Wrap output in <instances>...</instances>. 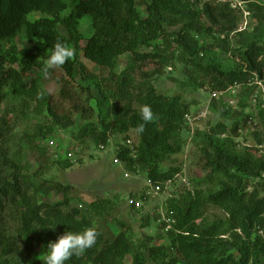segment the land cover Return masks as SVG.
<instances>
[{
    "label": "trees",
    "instance_id": "obj_1",
    "mask_svg": "<svg viewBox=\"0 0 264 264\" xmlns=\"http://www.w3.org/2000/svg\"><path fill=\"white\" fill-rule=\"evenodd\" d=\"M221 1L140 0L141 11L136 0H0V105L9 99L35 104L34 114L40 123L27 151L44 160L38 170L47 171L54 165L71 168L67 160L49 162L46 149L35 141L50 140L56 131L73 128L79 117L84 125L76 140L88 137L96 146L107 145L109 135L117 141L134 132L138 138L136 158L132 159L126 148L116 152L125 169L133 175L144 174L153 183L164 185L170 180L175 186L173 180L181 167L162 170L161 165L183 149L181 133L189 130L185 122L189 106L179 95L168 97L156 90L152 80L160 71L149 74L141 68L178 63L183 69V87L207 86L209 91L244 87L252 73L264 81V0H238L248 12L243 31H237L241 13L229 0ZM85 18L92 30L90 37L80 31ZM58 42L71 49L73 57L56 67L62 75L54 78V69L46 72L45 67ZM19 43L23 45L19 47ZM126 54L131 64L118 74L119 59ZM223 56L230 62L224 63ZM80 57L108 71L107 77L94 85L97 89L105 86L98 92L95 107L90 89L79 83L92 80ZM44 76L59 85L56 97L44 89ZM244 89L248 93L253 90ZM106 94L116 102L109 109L104 107ZM238 104L239 110L234 112L223 105L219 109L234 123L230 138L220 137L228 131L225 123L194 134L200 168L206 172L205 178L195 183L214 184V188L205 194L172 192L166 199L167 215L174 221L171 229L165 232L166 223L156 222L157 213L154 219L167 245L152 246L149 243L161 242V237L148 236L131 248L123 223L118 224L120 232L113 239H106L93 227L91 216L98 218L113 210V202L101 200L84 210L81 205L74 208L70 186L36 185L27 173H19L9 180L0 179V254L5 262L7 256L21 255L25 264H43L49 242L65 231L94 228L96 244L81 256H73L68 264H126L130 252L131 264H146V257L157 264H264V156L254 147L235 150L238 131H248L246 101ZM145 105L153 113L146 123L140 116ZM236 115L240 119L234 121ZM257 116L264 122V109L259 108ZM140 124H145L143 133L137 132ZM251 134L254 143H264L260 131ZM50 193L62 195L63 200L54 205L38 201L39 196ZM139 200L143 205L148 202L144 193ZM13 207L20 208L15 212L19 227L14 236L5 218ZM207 208L219 214L208 217ZM143 222L142 227H147L149 218Z\"/></svg>",
    "mask_w": 264,
    "mask_h": 264
},
{
    "label": "rangeland",
    "instance_id": "obj_2",
    "mask_svg": "<svg viewBox=\"0 0 264 264\" xmlns=\"http://www.w3.org/2000/svg\"><path fill=\"white\" fill-rule=\"evenodd\" d=\"M136 2L140 10L143 11L140 0H136ZM242 8L245 9L243 4ZM87 19L85 18L80 22V31L85 37H90L92 30ZM240 20L242 21V17ZM18 45L21 47L23 44L19 43ZM222 59L224 63L230 62L227 60V56H223ZM80 62L85 67L86 72L92 76V80L89 82L79 81V83L90 89L91 94L95 98V100L91 101V105L95 107V101L99 96L98 92L103 91L105 86L101 85L102 88L99 87L97 89L94 85L99 80L105 79L108 71L98 68L82 57H80ZM130 64V55L126 54L122 56L115 70L116 73H121ZM53 69L54 78L62 75L61 70L58 68ZM141 71L149 74H152L154 71H160V75L153 76L152 80L156 90L160 94L168 97L179 95L189 106L191 122L185 121L190 127H188L189 130L187 132L183 131L181 133V137L184 140L183 149L178 155L171 156L161 165L162 170H166L169 167H181V172L178 176L184 179L185 182H182L179 177H176L173 180V182L175 181V186H171L170 184V187L165 193H161L149 200L146 204L142 205L140 211H137L131 201H140L139 196L144 193V185L147 180L146 176L141 173L136 175L130 173L128 178H124L122 168L114 164L115 155L113 150L110 151L112 147H109L107 152H103L88 137L79 139V141L76 140L75 135L84 125V121L80 120L79 117L76 118L73 128L67 131H56L50 140L35 141V143L46 149L49 162L67 160L72 165L71 168L62 169L54 165L47 171H40L38 170V165L42 164L44 160L27 151V143L33 137L40 123L39 118L34 114L35 104L24 100L12 99L0 105V179L9 180L19 173H27L32 177L31 180L36 185L48 187L55 183H60L64 186H70L71 191L69 197L71 198V207L79 209L81 205L82 210L87 209L89 204L96 201H111L114 203L113 210L106 212L98 218H95L93 215L91 216L93 227L98 229L104 238L113 239L120 232L118 224L123 223L125 225L124 230L128 231L131 248L135 247L137 241H143L148 236L154 237L155 239L157 236L161 237V242L156 239L149 243L152 246L158 244L167 245V241L156 227L154 215L165 204L169 195L172 192L179 194L184 190L193 194L194 191L205 194L214 188V184L197 186L195 183V181L205 178L206 172L200 168L199 151L193 142L194 134L196 131L208 132L217 123H225L228 125L226 135L230 138V131L234 123L231 122L230 118V120L226 119L220 114L219 109L223 105L221 102H209V88L207 86L202 89H193L183 87L180 84L184 80L183 69L180 64L174 62L172 66L162 68L154 65H146L141 68ZM35 74L36 71H33L32 75L34 76ZM139 80L137 79V81ZM42 84L51 96L56 97L59 91V85L53 78L44 76L42 78ZM262 85L264 88V81ZM235 93H237V97L235 98L237 107H239L238 103L245 100L247 104L246 112L253 113L258 118L257 112L259 108L248 104L250 92L245 91L243 87ZM106 97L107 100L105 101L104 107L109 109L116 102L109 99L107 94ZM261 103H263L262 98L259 101V105ZM232 118L234 121L240 119L237 115ZM93 122L95 123L96 119ZM248 131H243L244 135L242 139H239V142L247 139L252 145L254 144L253 134ZM257 131H260V135L264 138V122L261 121L258 123ZM130 138L133 141H137L138 139L134 132H130ZM51 141L54 143L53 145L50 144ZM238 143H234L235 150L241 151L242 145ZM54 145L56 146L54 147ZM12 174L13 176H11ZM62 200V195L55 193H50L49 196H39L38 198L40 203L49 205H54ZM17 211L20 212V208L13 207L11 214L5 217L8 231L12 236L16 235V228L19 227L18 220L15 217V212ZM218 214L217 211L207 208L208 217ZM146 217L149 218V224L147 227H142L144 224L143 220ZM40 252L41 250L38 248L37 253L39 254ZM132 255L133 252H130L126 257L124 261L126 264L132 263ZM6 259L5 262L3 256L0 254V264L26 263V261H23L21 255L7 256ZM146 264L157 263L146 257Z\"/></svg>",
    "mask_w": 264,
    "mask_h": 264
},
{
    "label": "built area",
    "instance_id": "obj_3",
    "mask_svg": "<svg viewBox=\"0 0 264 264\" xmlns=\"http://www.w3.org/2000/svg\"><path fill=\"white\" fill-rule=\"evenodd\" d=\"M223 1V0H222ZM221 1V2H222ZM229 3L231 5V7L233 9L238 10L241 14H242V21L240 23V25L238 26L237 31H243L247 28V24H248V12L242 8V2L238 1V0H229ZM252 78H249L247 80V82L244 84L246 88H253L252 92L250 93V97H249V105L253 106V107H258L260 109H264V88H263V81L259 80L257 78V76L255 74H251ZM243 87V85H235V86H231L228 87L227 89L223 90V91H209V102L215 101V102H221V104H223L226 108H230L232 110H239L237 107V104L235 102V98L237 97V92L238 89L241 90V88ZM262 98V102L259 105V101ZM259 105V106H257ZM246 126L248 128V132L252 133L255 130H258V123H259V119L256 118V116L253 113L250 112H246ZM185 121L186 122H191V119L189 117V115H187L185 117ZM188 127H190V125H188ZM227 133V132H226ZM226 133L222 134L220 137L221 138H226L227 135ZM238 134L240 135V137H237L235 139V142L238 143L239 139H242L244 132L240 129L238 131ZM136 143L137 141H133L130 138L123 140V137H120L117 141H115V138L113 136L108 137V143L107 145H103V144H99L97 146V148L100 151L103 152H107L109 147H112V149L110 148V151L113 150L114 153V164L118 165L120 168H122L123 172H124V178H128L130 175V172H128L123 163L121 162V160L116 156V152L119 151L120 149L126 148L129 150V156L132 159L136 158ZM243 147H254L259 151V154L264 156V143L257 145L256 143L254 144H250V142L247 139H243L242 141L239 142ZM238 143V144H239ZM51 145H53L54 143H52V141L50 142ZM56 145H54L55 147ZM176 177H179L178 175H176ZM175 177V178H176ZM180 178V177H179ZM262 179H264V173L261 176ZM181 179V178H180ZM182 182H185L184 179H181ZM172 181L168 180L164 183V185H162L161 183H153L150 180H146L145 181V185H144V196L147 197V201L153 199L154 197L160 195L161 193H165V191L168 190V188L170 187ZM171 195H169L170 197ZM168 199V198H167ZM132 204L135 205V209H140L143 205L142 201H131ZM165 204H163L159 210H157V214L159 215V217L157 218V223H161V222H165L166 223V227L164 229V231L166 232L167 230L171 229V225L172 223H174V221L167 215V211L165 208ZM259 234L262 235V231H259Z\"/></svg>",
    "mask_w": 264,
    "mask_h": 264
},
{
    "label": "clouds",
    "instance_id": "obj_4",
    "mask_svg": "<svg viewBox=\"0 0 264 264\" xmlns=\"http://www.w3.org/2000/svg\"><path fill=\"white\" fill-rule=\"evenodd\" d=\"M73 57V51L63 43L53 46L51 55L46 61L45 71L65 65ZM141 119L146 123L152 120L153 113L147 105L141 108ZM145 124L137 127V132L143 133ZM98 232L88 228L82 232L65 231L55 242H49L44 252L43 264H68L73 256L79 257L97 242Z\"/></svg>",
    "mask_w": 264,
    "mask_h": 264
}]
</instances>
